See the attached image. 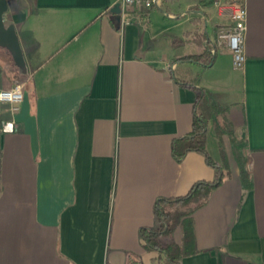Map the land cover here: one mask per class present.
<instances>
[{"label": "crops", "instance_id": "obj_1", "mask_svg": "<svg viewBox=\"0 0 264 264\" xmlns=\"http://www.w3.org/2000/svg\"><path fill=\"white\" fill-rule=\"evenodd\" d=\"M6 3L26 68L0 49V89L25 81L17 111L0 102V264H154L139 236L157 225L154 202L215 175L202 153H172L191 129L193 87L244 142L252 188L238 171L224 178L194 211L199 252L181 264H264V0H246L241 69L225 46L207 66L178 60L202 52L199 22L211 41L210 21L224 22L210 0H160L124 25L116 0ZM215 118L206 150L230 162L232 137L218 138Z\"/></svg>", "mask_w": 264, "mask_h": 264}, {"label": "trees", "instance_id": "obj_2", "mask_svg": "<svg viewBox=\"0 0 264 264\" xmlns=\"http://www.w3.org/2000/svg\"><path fill=\"white\" fill-rule=\"evenodd\" d=\"M201 4H206L207 0H199ZM191 38L202 45V52L199 54L185 55L178 58L179 61H194L204 66L209 65L214 58L209 47L212 41L203 28L196 27L191 34ZM195 92L194 112L192 117L190 132L186 135L175 137L171 142V149L177 160L189 151H198L202 153L208 164L215 169V175L212 180H199L195 182L190 189L183 195L172 198H159L153 204V214L158 225L154 228L142 227L139 230L140 240L147 251H154L157 256L154 258V264H181L184 257L194 255L199 252L196 247L195 229L193 213L199 207L203 206L211 192L216 189L224 180L227 173L223 168L227 166V158L223 154L221 161L213 160L206 150V133L208 125L213 115H217L222 109L213 103L202 88L193 87ZM216 124V123H215ZM214 124L217 134H220L219 128ZM231 138V150L239 167V178L244 190L252 188V180L248 169L247 159L242 153L244 142L236 140L233 137L232 127H224ZM167 206H177V210L167 209ZM175 230L180 231V240L175 242L171 236ZM169 236L170 239L165 243L161 237ZM128 264H143V262L133 256L128 257Z\"/></svg>", "mask_w": 264, "mask_h": 264}, {"label": "built area", "instance_id": "obj_3", "mask_svg": "<svg viewBox=\"0 0 264 264\" xmlns=\"http://www.w3.org/2000/svg\"><path fill=\"white\" fill-rule=\"evenodd\" d=\"M160 0H116L120 8L121 24H127L134 13L150 9L158 5ZM211 6L227 24L218 28L216 42H213L212 54L225 46L232 54V66L241 69L245 62L243 39L246 29V0H210ZM25 81L13 83L9 88L0 89L5 95L1 103H7L12 111H17L24 97Z\"/></svg>", "mask_w": 264, "mask_h": 264}, {"label": "water", "instance_id": "obj_4", "mask_svg": "<svg viewBox=\"0 0 264 264\" xmlns=\"http://www.w3.org/2000/svg\"><path fill=\"white\" fill-rule=\"evenodd\" d=\"M6 11V0H0V49H5L6 51H8L12 57L14 65L18 67L22 73H25L26 63L14 25H5L4 23L3 16ZM110 11L119 14V3L116 2L111 7Z\"/></svg>", "mask_w": 264, "mask_h": 264}, {"label": "rangeland", "instance_id": "obj_5", "mask_svg": "<svg viewBox=\"0 0 264 264\" xmlns=\"http://www.w3.org/2000/svg\"><path fill=\"white\" fill-rule=\"evenodd\" d=\"M155 11V14L158 16V14L159 13H157L158 11H156V10H154ZM208 16H209V14H207ZM227 24V21H225L224 20V22L223 23H218V26H215V24H213L211 21H210V23L208 24V26H207V29H208V31H209V33H211V31H213V30H215V37H214V40H215V42H216V35H217V32H218V28H220L221 26H224V25H226ZM162 25V23H161V21L160 20H153V23H152V25H151V31H155L156 29H158L160 26ZM199 26H198V28H202L203 27V24H202V22L200 23L199 22V24H198ZM214 40L212 41V46L211 47H209V49L210 50H212V48H213V42H214ZM220 49V48H219ZM211 52V51H210ZM214 118V117H213ZM217 125H216V124ZM215 125L219 128V130H221L220 131V134L218 135V138L221 140L222 139V134H226L227 132H226V130L223 128V126L226 128V127H228V128H230L231 127V125H230V123L226 120V118L224 117V116H217L216 118H215ZM222 153V152H221ZM224 155H225V152H224ZM227 155V154H226ZM232 156V157H231ZM227 157V156H226ZM230 157L232 158L231 159V161L229 162H227V166H225L224 168H223V171L225 172V173H227L226 174V176H225V179H227V178H230V177H232L233 175H234V173L236 172V171H238V175H239V167H238V163H237V161H236V159H235V157H233V154H232V150H231V154H230ZM228 160V159H227ZM235 165V166H234ZM167 209H170V210H177L178 208H177V206H167L166 207ZM157 225H158V223H157ZM173 234H174V232L172 233V236H171V238L174 240V236H173ZM168 239H170L169 238V236L167 237V236H165V237H161V240L165 243V241L167 242L168 241ZM175 241V240H174Z\"/></svg>", "mask_w": 264, "mask_h": 264}, {"label": "clouds", "instance_id": "obj_6", "mask_svg": "<svg viewBox=\"0 0 264 264\" xmlns=\"http://www.w3.org/2000/svg\"><path fill=\"white\" fill-rule=\"evenodd\" d=\"M5 95V93H0V98H2ZM5 129H11L14 130L15 129V125L12 122H6L5 124Z\"/></svg>", "mask_w": 264, "mask_h": 264}]
</instances>
